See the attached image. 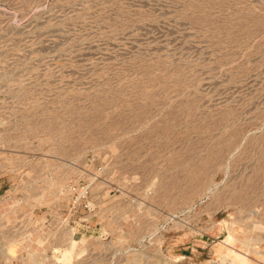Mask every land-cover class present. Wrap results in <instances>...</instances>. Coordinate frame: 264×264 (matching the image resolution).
<instances>
[{
	"label": "rangeland",
	"instance_id": "rangeland-1",
	"mask_svg": "<svg viewBox=\"0 0 264 264\" xmlns=\"http://www.w3.org/2000/svg\"><path fill=\"white\" fill-rule=\"evenodd\" d=\"M239 254L264 264V0H0V264Z\"/></svg>",
	"mask_w": 264,
	"mask_h": 264
},
{
	"label": "built area",
	"instance_id": "built-area-1",
	"mask_svg": "<svg viewBox=\"0 0 264 264\" xmlns=\"http://www.w3.org/2000/svg\"><path fill=\"white\" fill-rule=\"evenodd\" d=\"M63 192L66 193L69 199V212H76L77 210H83L87 214H91L94 211V204L89 199V192H90V184L83 181V182H69L66 183ZM20 200H18L19 202ZM16 202V201H15ZM70 217V216H69ZM67 219V221H66ZM69 221L68 217H64L62 220V225H66ZM85 221V219H83ZM44 224V221L42 222ZM41 224V225H42ZM40 225V227H41ZM43 231V228L41 229ZM25 250L29 251V246L26 245Z\"/></svg>",
	"mask_w": 264,
	"mask_h": 264
},
{
	"label": "bare ground",
	"instance_id": "bare-ground-1",
	"mask_svg": "<svg viewBox=\"0 0 264 264\" xmlns=\"http://www.w3.org/2000/svg\"><path fill=\"white\" fill-rule=\"evenodd\" d=\"M252 241H254V239L252 237H249V236H244V238L242 239V242L246 245L252 243ZM71 244H73V245L75 244V240L72 237H71ZM238 258L242 264H248V260H247V258H245L244 255L239 254Z\"/></svg>",
	"mask_w": 264,
	"mask_h": 264
}]
</instances>
